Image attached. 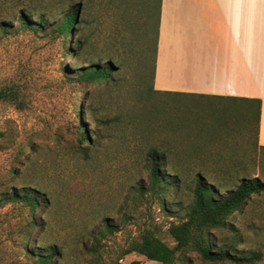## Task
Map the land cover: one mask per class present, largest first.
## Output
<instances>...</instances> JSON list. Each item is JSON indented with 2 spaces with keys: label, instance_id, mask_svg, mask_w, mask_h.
Listing matches in <instances>:
<instances>
[{
  "label": "rangeland",
  "instance_id": "1",
  "mask_svg": "<svg viewBox=\"0 0 264 264\" xmlns=\"http://www.w3.org/2000/svg\"><path fill=\"white\" fill-rule=\"evenodd\" d=\"M74 3L81 5L77 48L51 32ZM146 3L0 0V19L9 23L0 30V88L18 90L23 104L0 99V264H32V249L49 246L56 248L55 264H162L122 253L143 229L173 244L167 227L184 217L196 171L220 193L242 177L264 182L253 105L150 91L153 21L145 31ZM20 8L45 15L49 24L36 32L18 26ZM107 61L110 81L78 84L69 78L80 67ZM79 123L86 137L80 145ZM238 135L241 143L232 152L226 143ZM151 148L165 153V178H180L161 197L148 189ZM23 186L45 193L43 211L32 214L20 202H2ZM32 215L41 226L27 227ZM210 233L217 246L258 251L256 264H264V190ZM183 264L209 263L186 250Z\"/></svg>",
  "mask_w": 264,
  "mask_h": 264
},
{
  "label": "crops",
  "instance_id": "2",
  "mask_svg": "<svg viewBox=\"0 0 264 264\" xmlns=\"http://www.w3.org/2000/svg\"><path fill=\"white\" fill-rule=\"evenodd\" d=\"M151 85L160 95L259 100L254 145L264 148V0H160ZM241 138L226 143L232 152Z\"/></svg>",
  "mask_w": 264,
  "mask_h": 264
},
{
  "label": "trees",
  "instance_id": "3",
  "mask_svg": "<svg viewBox=\"0 0 264 264\" xmlns=\"http://www.w3.org/2000/svg\"><path fill=\"white\" fill-rule=\"evenodd\" d=\"M160 0H147L145 11V31L148 21H153V52L154 43L157 31L159 18ZM81 5L74 3L61 13L60 17L53 23L51 32L57 36H61L64 41H67L68 46L79 47V39L74 38L76 32V24L79 22V12ZM17 25L36 32L42 30L48 25V21L43 14H33L29 9L20 8L16 15ZM9 26L7 20L0 19V30H5ZM67 48L65 54H69ZM153 63V53H152ZM113 69L109 61L102 64H92L78 68L69 78L73 79L74 83L88 84L99 81H110L113 78ZM152 78V72H151ZM150 91L153 92L152 85ZM178 96V95H176ZM0 99L11 102L17 108H22L23 104L19 98L18 90L11 87L0 88ZM244 103L253 105V110L256 112V120L259 113V100L244 101ZM77 115H79L77 113ZM83 125L76 124V130L79 134L78 144L85 139V133L82 131ZM79 150L85 154L86 147L79 146ZM21 155V152H19ZM27 160V157L25 158ZM148 162V189L156 196H164L167 189L170 187L177 188L180 178L175 174L171 177L165 170V153L158 152L151 148L146 154ZM11 172L14 169H10ZM138 190L141 192L142 187ZM264 190V182L259 181L256 177L251 179L242 177L235 188L220 193L217 187L209 183L205 176L196 171L193 176V184L191 189V200L184 208V217L176 222H171L167 227V233L172 241V245L168 246L159 239L155 232L150 229H143L138 237L131 241L124 249L122 255L131 252H137L147 258L159 261L162 264H183L184 252L190 250L195 252L198 257L209 264L229 263V264H256L260 260V253L255 250H238L231 245L223 247L215 245L211 239L210 231L213 229H222L227 225L228 216L237 210L253 193H258ZM176 191V190H174ZM2 202H20L27 206L31 213L35 209L43 211L47 205L45 193L39 188L23 186L17 190L13 189L8 195H3ZM39 224V225H38ZM41 226L37 223L33 215L28 221L27 227ZM104 227L108 228L107 224ZM34 247L29 256L32 259V264H55L52 261L56 248L49 246L47 248ZM114 264H120L115 262ZM131 264H138L137 261H132Z\"/></svg>",
  "mask_w": 264,
  "mask_h": 264
}]
</instances>
